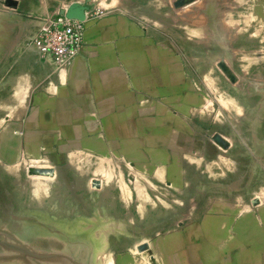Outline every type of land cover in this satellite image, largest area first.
Here are the masks:
<instances>
[{
	"label": "crops",
	"instance_id": "obj_1",
	"mask_svg": "<svg viewBox=\"0 0 264 264\" xmlns=\"http://www.w3.org/2000/svg\"><path fill=\"white\" fill-rule=\"evenodd\" d=\"M73 3L86 7L81 52L41 57L37 31ZM205 3L185 21L221 29L202 19ZM177 21L171 0H0V168L49 151L73 158L79 189L84 175H119L87 188L121 191L103 203L122 207L105 236L137 238L152 264H264V182L240 164L239 133L218 144L207 87L165 36Z\"/></svg>",
	"mask_w": 264,
	"mask_h": 264
},
{
	"label": "rangeland",
	"instance_id": "obj_2",
	"mask_svg": "<svg viewBox=\"0 0 264 264\" xmlns=\"http://www.w3.org/2000/svg\"><path fill=\"white\" fill-rule=\"evenodd\" d=\"M205 4L202 19L221 29H194L201 23L185 21V14L200 10V0H171L178 21L171 34L166 29L165 36L171 35L178 54L186 56L207 87L209 117L222 121L214 127L221 149L233 144L232 135L236 139L239 133L240 143L235 144H240V164L256 168L259 186L264 182V0H208ZM212 35L223 46L208 45ZM222 48L224 55L219 54ZM42 152L46 156L38 160L22 155L9 173L0 168V264H123L127 260V264H152L151 250L137 238L130 242L118 235L105 236V215L119 214L122 207L103 203L121 191L87 188L100 182L119 184L120 176L107 174L103 179L100 174L94 180L93 174H87L82 184L86 188L79 189L73 158L66 166L52 152ZM93 197L102 205H90ZM160 202L159 208L167 207Z\"/></svg>",
	"mask_w": 264,
	"mask_h": 264
},
{
	"label": "built area",
	"instance_id": "obj_3",
	"mask_svg": "<svg viewBox=\"0 0 264 264\" xmlns=\"http://www.w3.org/2000/svg\"><path fill=\"white\" fill-rule=\"evenodd\" d=\"M83 39V21L54 13L49 23L37 31L33 44L41 57L70 64L81 52Z\"/></svg>",
	"mask_w": 264,
	"mask_h": 264
},
{
	"label": "water",
	"instance_id": "obj_4",
	"mask_svg": "<svg viewBox=\"0 0 264 264\" xmlns=\"http://www.w3.org/2000/svg\"><path fill=\"white\" fill-rule=\"evenodd\" d=\"M85 10L86 7L84 5L73 3L68 7L66 11H63L60 14L70 19H77L80 21H84L86 18Z\"/></svg>",
	"mask_w": 264,
	"mask_h": 264
}]
</instances>
